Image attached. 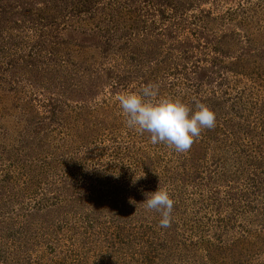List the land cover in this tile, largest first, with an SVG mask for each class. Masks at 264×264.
<instances>
[{
    "label": "rangeland",
    "instance_id": "1",
    "mask_svg": "<svg viewBox=\"0 0 264 264\" xmlns=\"http://www.w3.org/2000/svg\"><path fill=\"white\" fill-rule=\"evenodd\" d=\"M149 83L215 127L152 144ZM0 264H264V0H0Z\"/></svg>",
    "mask_w": 264,
    "mask_h": 264
},
{
    "label": "clouds",
    "instance_id": "2",
    "mask_svg": "<svg viewBox=\"0 0 264 264\" xmlns=\"http://www.w3.org/2000/svg\"><path fill=\"white\" fill-rule=\"evenodd\" d=\"M158 97L159 86L155 83L143 86L138 93L116 97L126 126L141 134L147 132L152 144L162 143L176 152H186L203 130L215 127V113L205 104L195 102L190 108L179 99ZM142 204L146 210L160 214L162 228L170 227L174 200L166 189L158 187Z\"/></svg>",
    "mask_w": 264,
    "mask_h": 264
}]
</instances>
